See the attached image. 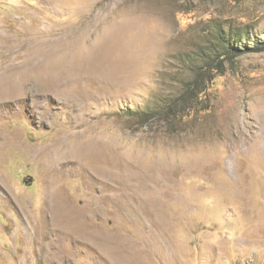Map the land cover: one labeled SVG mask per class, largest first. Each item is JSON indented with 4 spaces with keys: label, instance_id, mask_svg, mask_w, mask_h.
I'll use <instances>...</instances> for the list:
<instances>
[{
    "label": "rangeland",
    "instance_id": "374dc122",
    "mask_svg": "<svg viewBox=\"0 0 264 264\" xmlns=\"http://www.w3.org/2000/svg\"><path fill=\"white\" fill-rule=\"evenodd\" d=\"M228 39L264 0H0V264H264V52L139 121Z\"/></svg>",
    "mask_w": 264,
    "mask_h": 264
},
{
    "label": "trees",
    "instance_id": "16d2710c",
    "mask_svg": "<svg viewBox=\"0 0 264 264\" xmlns=\"http://www.w3.org/2000/svg\"><path fill=\"white\" fill-rule=\"evenodd\" d=\"M222 53L213 54V57L204 59L199 65H193L191 79L182 87L181 94L163 109L151 113H144L139 116L141 125H147L153 119L168 120L179 114L189 112L191 108L198 104H203L200 97L203 95L207 86L215 79L216 74H223L226 70V63L246 55L264 52V42L253 47H242L233 40L223 42Z\"/></svg>",
    "mask_w": 264,
    "mask_h": 264
},
{
    "label": "bare ground",
    "instance_id": "6f19581e",
    "mask_svg": "<svg viewBox=\"0 0 264 264\" xmlns=\"http://www.w3.org/2000/svg\"><path fill=\"white\" fill-rule=\"evenodd\" d=\"M108 36H110V35H108ZM115 38V37H114ZM120 38V37H119ZM108 40V39H107ZM109 40H110V38H109ZM119 41H120V39H119ZM109 42V41H108ZM113 45V44H112ZM103 46H104V44H102L101 45V47H100V52H101V50L103 49ZM138 47V46H137ZM136 47V48H137ZM107 48V46H105L104 47V50ZM115 48H117V46H115ZM133 49V48H132ZM47 51V50H46ZM45 51V52H46ZM52 51V50H51ZM63 51V50H62ZM61 52V51H60ZM115 52L116 53H119L121 56H122V61L117 65V71H118V69H120V68H122V67H124V65H123V62H127L128 60H126V59H129V58H133L134 56V54H135V52H136V50L134 49V50H132V51H129V49H127V47L126 46H119L116 50H115ZM58 53V52H57ZM56 53V54H57ZM126 53V55H127V58L125 57V54ZM40 55H43V54H40ZM52 55V54H51ZM54 55V54H53ZM106 56V55H105ZM60 57V56H59ZM51 58H52V56H51ZM108 58V57H107ZM125 58V59H124ZM49 59V58H48ZM57 59V58H56ZM55 59V60H56ZM59 60V59H58ZM61 60V59H60ZM57 62V61H56ZM55 62V63H56ZM62 62V61H61ZM61 62H57L58 64H60V65H58L57 64V67H54V65H52L53 67H54V69L55 68H60L63 64L61 63ZM48 63H50V62H48ZM52 63V62H51ZM31 65V64H30ZM51 67V66H50ZM62 69H63V66L61 67ZM129 68V67H128ZM48 69V68H47ZM52 69V68H51ZM48 70H50V69H48ZM48 70H47V72H48ZM122 70V69H121ZM116 71V70H115ZM126 71V70H125ZM127 72V71H126ZM26 73V72H25ZM50 73V72H49ZM59 73V72H58ZM51 74V73H50ZM10 76V75H9ZM23 76V75H22ZM13 77V76H12ZM1 80V79H0ZM22 80V79H21ZM3 82V81H2ZM12 82V81H11ZM8 83V82H7ZM2 84V83H1ZM5 84H6V82H5ZM12 84V83H11ZM56 84V83H55ZM8 85V84H7ZM6 85V86H7ZM3 86V85H2ZM15 86V85H14ZM5 87V86H4ZM11 88L13 89V86H11ZM11 88H9V89H11ZM4 90H6V89H4ZM14 90V89H13ZM7 91V90H6ZM8 91H10V90H8ZM8 91L6 92V93H8ZM5 93V92H4ZM9 94V93H8ZM10 95V94H9ZM11 96V95H10ZM111 242V241H110ZM109 243V242H108ZM115 255H117L118 256V253H116ZM114 256V255H113ZM115 260H116V257H115ZM131 264V263H130Z\"/></svg>",
    "mask_w": 264,
    "mask_h": 264
}]
</instances>
